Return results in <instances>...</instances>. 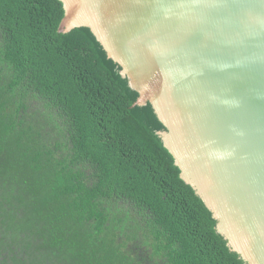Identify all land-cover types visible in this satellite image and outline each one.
<instances>
[{"label": "trees", "instance_id": "1", "mask_svg": "<svg viewBox=\"0 0 264 264\" xmlns=\"http://www.w3.org/2000/svg\"><path fill=\"white\" fill-rule=\"evenodd\" d=\"M61 0H0V264H247L150 102Z\"/></svg>", "mask_w": 264, "mask_h": 264}, {"label": "water", "instance_id": "2", "mask_svg": "<svg viewBox=\"0 0 264 264\" xmlns=\"http://www.w3.org/2000/svg\"><path fill=\"white\" fill-rule=\"evenodd\" d=\"M61 1L58 31L91 28L217 231L264 264V0Z\"/></svg>", "mask_w": 264, "mask_h": 264}]
</instances>
